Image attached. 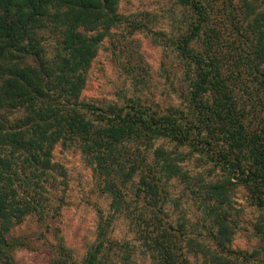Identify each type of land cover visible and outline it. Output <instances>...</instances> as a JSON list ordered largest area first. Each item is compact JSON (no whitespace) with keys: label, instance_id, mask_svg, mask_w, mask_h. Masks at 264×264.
Instances as JSON below:
<instances>
[{"label":"trees","instance_id":"1","mask_svg":"<svg viewBox=\"0 0 264 264\" xmlns=\"http://www.w3.org/2000/svg\"><path fill=\"white\" fill-rule=\"evenodd\" d=\"M119 2L0 0V264H18L13 252L34 247L25 226L48 228L63 205L56 146L78 149L108 202L82 254L55 230L46 264H264V0H171L158 30ZM123 23L160 45L165 79L167 60L179 71L177 107L134 92L83 99L99 45ZM130 78L143 84L139 70ZM238 191L250 219L233 212ZM117 221L129 239L111 236ZM242 227L252 248L232 246Z\"/></svg>","mask_w":264,"mask_h":264},{"label":"rangeland","instance_id":"2","mask_svg":"<svg viewBox=\"0 0 264 264\" xmlns=\"http://www.w3.org/2000/svg\"><path fill=\"white\" fill-rule=\"evenodd\" d=\"M170 2L171 0H120L118 9L126 20L158 30L169 26ZM125 24L113 29L99 45L88 70V78L82 91L83 99L119 103L122 97L134 92L142 100L156 103L160 109L168 104L177 107L179 101L176 100L172 85L179 71L172 66L171 60H167L168 71L165 79V74L159 70L162 60L160 45H157L145 29L127 33L129 27ZM138 70L144 77L143 84L131 81V72ZM53 157L64 171L63 205L59 213L49 221L48 228L35 222H29L25 226V233L30 232L27 239L30 241L33 239L34 247L21 248L13 252L14 261L18 264H46L48 250L42 246L45 242L48 246L52 243L50 236L55 230L73 255L80 256L93 238L97 211H104L107 206L108 196L97 189V182L91 169L77 148L56 146ZM196 164L195 157L191 156L187 162L188 168L194 165L192 167L194 170ZM177 188L179 192L180 186ZM231 204L235 208L233 212L237 213L238 217L252 218V209L247 206L239 191L233 195V202L231 197ZM111 236L117 239L130 238L121 221L115 222ZM254 241L246 227H242L234 233L232 246L248 249L255 245ZM130 264L149 262L142 255H136Z\"/></svg>","mask_w":264,"mask_h":264}]
</instances>
